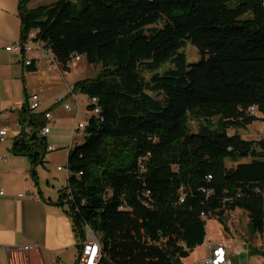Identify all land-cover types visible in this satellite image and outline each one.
Wrapping results in <instances>:
<instances>
[{"label": "trees", "instance_id": "obj_1", "mask_svg": "<svg viewBox=\"0 0 264 264\" xmlns=\"http://www.w3.org/2000/svg\"><path fill=\"white\" fill-rule=\"evenodd\" d=\"M29 2L20 0L21 39L36 30L62 65L79 55L102 67L73 87L100 107L87 120L84 142L69 150V183L58 202L67 205L78 246L89 226L102 246L99 264H183L206 242L210 217L203 211L222 220L244 209L252 235L263 232L264 136L228 132L242 110L264 112L263 0ZM187 41L199 49V62H188ZM168 62L173 67L159 73ZM22 109L33 131L15 141L14 153L36 166L45 162L40 130L47 120L26 103ZM200 110L223 117L215 128L190 133L189 113ZM226 159L238 163L228 168ZM181 187L187 198L179 204ZM205 187L214 190L208 199Z\"/></svg>", "mask_w": 264, "mask_h": 264}, {"label": "crops", "instance_id": "obj_2", "mask_svg": "<svg viewBox=\"0 0 264 264\" xmlns=\"http://www.w3.org/2000/svg\"><path fill=\"white\" fill-rule=\"evenodd\" d=\"M57 1L59 0H30L27 6L28 8H36ZM21 38L22 19L20 16V0H0V79H2L3 82L11 81L15 83L17 90L16 97L18 98L16 104L20 105L17 109L13 107L10 109L8 104H5V106L7 110L19 111L16 115L10 114V120L20 125L24 124L20 119L24 114L22 106L26 103L29 107L28 102L31 97L35 94L38 95L36 92H29V85L27 84L26 78L28 79L39 73V67H41L42 64H48L49 67L52 68V61L50 58H41L38 52L33 51L26 55L27 58L34 61L33 64L37 67L36 71L31 72L28 66L24 64V57L21 54L6 49L9 44ZM70 62H72V60ZM58 64V69L53 68L56 73L58 72L56 77H60L59 74H63L66 69L71 70V65L69 63L64 66L58 61ZM72 64L75 63L72 62ZM35 81L41 82L42 80L38 76ZM75 82L76 81L70 83L69 86L71 87H69V93L72 94L73 98L76 100V97L84 93L75 92L73 90ZM84 95L86 96L85 102L83 104L77 103V107H72L71 111L65 109V104L70 103L64 104V109L66 111L73 112L72 120H74V124L70 125L72 128L71 140L73 141L71 146L77 142L76 135L82 132L78 131L74 133L75 125L86 122L89 119L87 116L85 120L78 121L79 114L82 111L87 114L85 108L89 109V97L87 94ZM66 97L67 95L60 96L57 104L63 102ZM3 100H7L8 102L10 98L8 96L3 97ZM44 103L45 102L41 100V107ZM41 107L33 111L35 113L52 112L51 108L41 110ZM56 121L57 118L54 117L52 123H56ZM0 123L5 125L1 113ZM52 126L51 124V129ZM32 131V127H29L28 132L31 133ZM18 138H21V136L15 138L11 147H9V145L7 146V149H11L13 154H8L6 150L0 149V190L3 189L5 191V196H0V264H75L79 254V246L77 245L78 242L72 220L66 211L67 205L62 206L58 204L61 192H59V194L56 193L55 184L52 186L53 188H50V186H41L39 180L40 172L37 170L40 164L34 166L29 156L17 155L14 153V143ZM257 139L259 138H254L252 140ZM6 141L7 139L4 142H0V144ZM71 146L67 147V152H65L63 156L64 159L60 165L68 161L69 149L72 148ZM56 147L57 150L60 149L58 146ZM52 153H50L47 162L52 160ZM60 165H57V170L62 172L65 168L60 170L58 168ZM33 169L36 171L35 176L33 175ZM28 172H31L33 181L27 177L23 186L19 185L20 180H18V177L20 175L24 176L28 174ZM69 176L70 172L67 170L63 175L59 176L60 178L55 177L60 186L64 185L62 189L68 186ZM27 189L37 191L39 199L29 196H18ZM262 194L264 197V191ZM254 236H258L256 242H244L243 248L248 249L250 247L251 252L257 250L259 252L257 254L259 255L264 252V230L262 233H258ZM29 245H35L37 248L25 250L24 247ZM210 248L211 246L209 247L206 257L211 251Z\"/></svg>", "mask_w": 264, "mask_h": 264}, {"label": "rangeland", "instance_id": "obj_3", "mask_svg": "<svg viewBox=\"0 0 264 264\" xmlns=\"http://www.w3.org/2000/svg\"><path fill=\"white\" fill-rule=\"evenodd\" d=\"M264 1V0H263ZM231 6H235L236 2H230ZM187 55L189 63H196L201 60V54L197 46L192 42L187 41L185 47L182 49ZM35 53V52H34ZM69 62L71 70L66 69L65 72L59 74L60 77H56V71L49 67L48 64H42L39 67V73L32 75L33 77L26 78L28 90L30 93H38L41 100L45 102L41 107V110L51 108V111L55 118L56 123H52L51 132L47 135L48 144L58 146L60 149L51 154L52 160L50 162H44L37 167L40 172V183L41 186L53 188L55 184V191L57 194L61 192L63 186L58 184V180L55 177H59L67 172L68 169L60 172L57 170V165L62 164L63 156L67 152V147L72 145L71 135L72 128L71 124H74L72 120L73 112H68L64 109L65 103H70L73 108L77 107V103L83 104L86 100L84 94H80L75 100L72 94L69 93L71 86L70 83L81 79L91 78L96 76L102 67L100 65L90 64L85 57L81 60ZM173 67L172 62L164 64L157 71L164 73L168 69ZM41 78V82H36L37 77ZM150 75L147 74V77ZM32 78V82H31ZM6 82V83H5ZM9 87V88H8ZM17 90L15 83L11 81H4L0 79V113L2 115L3 123L9 128V135L5 143L0 144V149L6 150L8 154H13L11 149H7V146H12L15 138L27 137L29 127L25 124H18L10 120V114L16 115L17 111H11V107L17 109L19 106L16 104L18 98L16 97ZM62 95H67L63 102L57 104L58 98ZM9 97L10 101L3 100V97ZM5 104H8L10 109L7 110ZM87 114L82 111L79 114L78 121H83L85 118L90 117L91 112L85 108ZM8 114V115H7ZM13 117V116H12ZM222 114H207L203 111H190L188 130L190 133L198 132L205 126L215 128L221 119ZM239 123L230 122L228 125V132L230 135L239 134L243 138L252 140L254 138H261L264 135V112L258 107V112L255 115L249 113V108L242 110V114L237 118ZM6 120V121H5ZM85 140V133L80 132L76 135V141L73 146L80 145ZM251 158H243L240 162H249ZM238 162L230 159H226V166L228 168L234 167ZM29 177L32 181L31 172L26 175H20L19 185L23 186L25 179ZM60 178V177H59ZM38 179V178H37ZM258 236L252 235L249 227V216L248 212L244 209L228 210L223 215L222 220L220 216L212 213L207 223V239L206 242L198 246L190 256L182 260L183 264H204V259L207 255L209 247L213 244L226 240L231 245V252L233 253L232 262L233 264H261L259 255L254 251H250L251 248L244 249V242H256Z\"/></svg>", "mask_w": 264, "mask_h": 264}, {"label": "built area", "instance_id": "obj_4", "mask_svg": "<svg viewBox=\"0 0 264 264\" xmlns=\"http://www.w3.org/2000/svg\"><path fill=\"white\" fill-rule=\"evenodd\" d=\"M36 30L31 31L27 38L25 39H20L17 40L11 44H9L6 49L8 51H13L16 53L21 54L24 57V64L26 66H30L33 64V60L27 58V53H31L33 51H36L39 53V56L41 58H50L52 61V68L57 69L58 64V59L56 55L53 53V51L47 46V43L43 39H37V34ZM84 56H75L72 59V62L79 61L83 58ZM89 97V108L91 114H95L96 116L99 115L100 111H98V98L97 97ZM18 106L20 104H17ZM29 108L36 111L40 109L41 107V99L39 95L35 94L31 97V99L28 102ZM65 109L68 111L72 110V106L70 104H65ZM258 112V106L257 105H252L249 108V113L252 115H255ZM45 118L47 120V123L45 126H43L40 130V135L47 137L51 130V124L54 121V116L52 112L46 111L45 112ZM87 126V121L86 122H81L75 125L74 128V133H77L78 131H84ZM9 135V129L7 126L2 125L0 123V142H4ZM150 140H155L153 138H150ZM72 147V146H71ZM57 150V147L55 145L48 144L46 148V152L43 156V159L45 162L49 160V155L50 153L54 152ZM70 150V149H69ZM150 153L146 156L140 159V164L142 170H145V161L147 160L148 156ZM60 170L61 169H68L69 170V163L68 161L60 165L58 167ZM212 178L211 175L208 176V179L210 180ZM203 192L206 194V198L208 199L211 194L214 193L213 189L210 188H203ZM65 193L67 195V200H72L73 199V194H72V189L67 188L65 190ZM146 195H150V191L146 192ZM240 194H238L239 196ZM0 196H5V191L3 189L0 190ZM19 197H26L29 196L31 198H38V193L35 190L32 189H27L25 192H22L18 195ZM187 198V192L185 191L184 187H181L180 189V196L178 203L182 204L186 201ZM225 201H231L230 198H225ZM144 204L148 205V201H144ZM211 212H205L203 211L201 213V216L203 218H209ZM37 248L35 245H29L25 246V250H33ZM211 251L209 255L205 258L204 264H233L232 262V256L233 253L231 252V245L229 244L228 241H221L216 244L211 245ZM99 250L100 247L96 245V241L93 240V231L89 226H86L85 228V236L83 240L79 242V254L78 258L76 260L75 264H92L95 261H99ZM259 260L261 264H264V252L259 254Z\"/></svg>", "mask_w": 264, "mask_h": 264}, {"label": "bare ground", "instance_id": "obj_5", "mask_svg": "<svg viewBox=\"0 0 264 264\" xmlns=\"http://www.w3.org/2000/svg\"><path fill=\"white\" fill-rule=\"evenodd\" d=\"M58 68H59V66H57V69ZM98 111H100V107L99 106H98ZM93 240L96 241V245H98L100 247V250H99V261H95L92 264H99L101 256H102V246H101V243H100V240H99L98 236L94 232H93Z\"/></svg>", "mask_w": 264, "mask_h": 264}]
</instances>
